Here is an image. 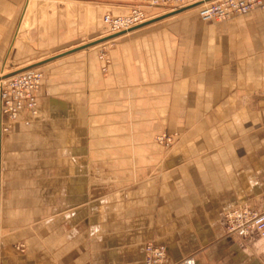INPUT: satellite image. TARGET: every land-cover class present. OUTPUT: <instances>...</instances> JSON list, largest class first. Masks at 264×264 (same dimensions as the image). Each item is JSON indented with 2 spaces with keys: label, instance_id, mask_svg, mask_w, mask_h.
<instances>
[{
  "label": "crops",
  "instance_id": "obj_1",
  "mask_svg": "<svg viewBox=\"0 0 264 264\" xmlns=\"http://www.w3.org/2000/svg\"><path fill=\"white\" fill-rule=\"evenodd\" d=\"M130 8L0 0V78L42 71L36 116L0 130V264H143L149 243L171 263L264 264V240L221 224L264 210V9L144 8L104 41L103 16Z\"/></svg>",
  "mask_w": 264,
  "mask_h": 264
},
{
  "label": "built area",
  "instance_id": "obj_2",
  "mask_svg": "<svg viewBox=\"0 0 264 264\" xmlns=\"http://www.w3.org/2000/svg\"><path fill=\"white\" fill-rule=\"evenodd\" d=\"M196 7L198 17L204 22H222L232 17L247 14L256 7L264 9L261 0H131L130 12L126 16L105 15L102 21L108 28V34L119 36L142 25L148 18L143 9H162L176 12L180 9ZM164 11V12H165ZM100 58L106 63L104 55ZM42 74L36 69H23L1 81L0 85V130L6 132L8 125L16 121L24 111L35 114L36 95L39 92ZM6 118L3 122L1 117ZM156 141L165 147L172 140L164 134ZM226 235L247 240L252 236L264 240V210L246 205L230 208L221 217ZM143 264H198L193 258L186 257L171 263L165 247L151 243L145 245Z\"/></svg>",
  "mask_w": 264,
  "mask_h": 264
},
{
  "label": "rangeland",
  "instance_id": "obj_3",
  "mask_svg": "<svg viewBox=\"0 0 264 264\" xmlns=\"http://www.w3.org/2000/svg\"><path fill=\"white\" fill-rule=\"evenodd\" d=\"M160 10H161V11H165V10H162V9H160ZM129 12H130V9H129ZM165 13H168V14H169V13H174V12H166V11H165ZM198 18H199V17H198ZM107 33H108V32H107ZM117 36H118V35H117ZM111 39H114V37L111 38V35L108 34V36L105 38L104 41L111 40ZM24 69H36V67H33V66L30 67V66H29V67H26V68H24ZM22 70H23V69H22ZM36 70L42 74V71H41L40 69L37 68ZM9 76H12V75H9ZM9 76H8V77H9ZM8 77H7V76H5V77H3V78L1 77V78H0V85H1V81L7 79ZM36 111H37V108H36ZM36 111H35V113H36ZM29 114H30V113H29ZM30 116H31L30 118H34L36 115L30 114ZM31 120H32V119L27 118L26 121H27V122H30ZM157 136H159V135H157ZM157 136L155 137V142H156V144H158L157 141H156ZM159 145H161V144H159ZM161 146H163V145H161ZM155 246H159V245H155Z\"/></svg>",
  "mask_w": 264,
  "mask_h": 264
},
{
  "label": "water",
  "instance_id": "obj_4",
  "mask_svg": "<svg viewBox=\"0 0 264 264\" xmlns=\"http://www.w3.org/2000/svg\"><path fill=\"white\" fill-rule=\"evenodd\" d=\"M183 10H184V9H180V10L174 12V13H178V12H181V11H183ZM113 37H115V36H111V38H113Z\"/></svg>",
  "mask_w": 264,
  "mask_h": 264
},
{
  "label": "bare ground",
  "instance_id": "obj_5",
  "mask_svg": "<svg viewBox=\"0 0 264 264\" xmlns=\"http://www.w3.org/2000/svg\"><path fill=\"white\" fill-rule=\"evenodd\" d=\"M10 77V76H9ZM3 81V80H2Z\"/></svg>",
  "mask_w": 264,
  "mask_h": 264
}]
</instances>
